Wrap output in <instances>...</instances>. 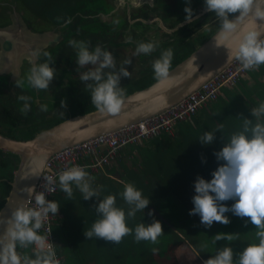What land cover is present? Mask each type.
<instances>
[{"label":"clouds","instance_id":"obj_1","mask_svg":"<svg viewBox=\"0 0 264 264\" xmlns=\"http://www.w3.org/2000/svg\"><path fill=\"white\" fill-rule=\"evenodd\" d=\"M204 5L206 11L214 13L219 21L215 44L228 50V61H238L241 70H254L264 65V24L257 22L264 20V0H204ZM185 12L186 20L191 21L192 8L185 7ZM237 13L233 17L232 14ZM249 17L251 26H241V22ZM68 43L76 49L75 61L79 67L93 66L79 75L80 81L90 89L91 104L102 114L121 112L126 91L120 81L122 77L131 76L125 67L132 63L131 59L124 60L117 68L111 50L99 44L92 47L86 40L70 39ZM157 47L154 41H141L135 52L150 55ZM44 56L48 59L33 63L25 77L16 80L17 87L23 88L26 82L37 90L49 88L56 69L51 66L53 60L50 54L45 52ZM173 57L174 51L169 47L162 49L159 57L152 62L157 81L168 79ZM18 100L24 102L21 112L26 115L31 109V97L20 95ZM40 110L47 111V105L41 104ZM251 112L254 119L243 118L241 129L233 132L224 146L214 153L217 160L223 163L213 170L211 179L198 176L194 181V206L189 210V215H199L200 223L205 227H211L214 222L229 223V217L225 215L228 212L247 217L249 219L245 220V224L256 226L257 242L247 244L238 253L230 245H225L216 249L204 264H264V100L252 107ZM217 130L220 129L204 131L199 141L204 145L213 144ZM44 179L43 191H37L35 187L25 189L31 197L29 201L16 207L6 220L0 219V224L7 225L0 235V264H60L53 243L47 235L40 233L49 214L56 215L60 208L56 200L46 198V193L55 191L49 185L57 184V180L59 189L69 198L73 196L74 187L84 200L97 198L98 203L94 204L96 219L84 231L87 238H102L119 244L126 235L134 234L137 242L155 244L164 234L162 224L157 219L151 223L143 220L134 229L129 226L128 221L134 219L138 211L144 212L151 202L133 182L124 183L119 193L127 205L125 209L117 205L115 194L101 197L100 191L93 187L95 178L84 166L72 165L60 171L56 179L52 176ZM229 200L234 203H224ZM213 238V243H216L221 239L229 241L233 237L218 233ZM29 246L32 247L31 255H22L17 251L18 247ZM201 247L206 248L207 244Z\"/></svg>","mask_w":264,"mask_h":264},{"label":"flooded vegetation","instance_id":"obj_2","mask_svg":"<svg viewBox=\"0 0 264 264\" xmlns=\"http://www.w3.org/2000/svg\"><path fill=\"white\" fill-rule=\"evenodd\" d=\"M22 1L30 6H38V10H35L40 16L48 18L51 28H31L27 23L28 15L19 10L21 6L14 5L11 7L12 12L7 9L6 21L0 23V26H6L13 21L11 17L22 16L27 33L21 39L26 42V48L29 49V42L35 46L33 51L26 50L20 58L18 55L12 60H3L10 54L14 44L13 40L6 38L0 41V68L6 67L0 70V132L18 139H28L26 133L41 127L42 122L70 116L73 113L69 111L73 107L79 110L92 105L90 89L80 81L79 75L93 66H78L75 61L76 49L68 43L70 39L86 40L92 47L99 44L111 50L117 68L124 60L131 59L132 63L125 65L131 76L122 77L120 81L121 86L127 89L128 85L139 80L144 68L152 65L164 46L172 45L179 37L176 35L177 30L208 13L204 0H194L193 3H190L191 0ZM185 7L192 8V17L199 16L178 26L186 21ZM218 23L215 15H210L208 20L193 22L190 40L197 43L201 34L214 30ZM141 41H154L158 47L150 55L136 54V46ZM37 43L40 44L38 47ZM45 52L50 54L53 60L51 66L56 69L49 88L37 90L26 82L23 88L17 87L16 80L24 78L33 63L48 59L44 56ZM8 90L13 92L8 93ZM20 95L31 97V109L26 115L21 112L24 102L18 100ZM41 104L47 105V111L40 110ZM12 154L15 153L0 148L2 157H12ZM13 178L10 179L7 170L0 167V202L4 193L1 184L9 182L11 185ZM18 252L27 254L21 249Z\"/></svg>","mask_w":264,"mask_h":264},{"label":"trees","instance_id":"obj_3","mask_svg":"<svg viewBox=\"0 0 264 264\" xmlns=\"http://www.w3.org/2000/svg\"><path fill=\"white\" fill-rule=\"evenodd\" d=\"M210 15H214V13L208 12L202 17L198 18L193 22H201L202 20H208ZM233 15V14H232ZM179 21V20H178ZM177 22V21H176ZM193 22L184 25L179 30L176 31L177 39L172 42L170 46H164V49L171 47L174 51V57L171 63V68L175 66L177 63L182 61L185 57L190 55L199 44L204 42L218 27H215L214 30L210 32H206L200 35L199 41L194 43L190 40L191 37V25ZM160 52L158 53V58ZM170 68V69H171ZM155 77L153 74L152 65L144 68L140 74L139 80L133 84L128 85L127 89H125L126 94L133 92L134 90L145 88L149 86L151 83L155 81ZM95 107L93 105L81 108L78 112L80 114L84 112H88L90 110H94ZM62 117V116H61ZM69 117L68 115L63 116V118H57L56 120H48V122H42L41 130L48 128L54 125L57 122H60L64 119ZM38 128L27 132V136L29 138L33 137L37 132ZM40 130V131H41ZM158 137V136H157ZM19 156L17 154H12V157H2L0 155V167L1 169L4 168L7 170L8 176L10 179L13 178L14 170L17 169L19 165ZM147 161V160H146ZM145 161V162H146ZM149 168L151 163L149 161ZM223 163L220 161V164ZM214 163L208 164L205 166L206 171L212 172L210 170H215L216 168ZM150 172H153V170ZM154 173V172H153ZM159 177L162 178L159 172H157ZM156 173V174H157ZM131 181L142 190V194L145 197L150 198V204L147 206L148 209L144 211V213L139 214V211L136 213L134 219L130 220V226L134 229L135 225L141 221H145L147 223H151L150 218L157 219L161 222L163 230L167 232L166 229L170 230L171 233L169 235L162 234L159 238L161 241L158 243H151L147 241H142L144 244V248L147 251V255H141L142 259L140 261H133L130 264H152L153 261H160L161 253L167 252L168 259L164 261L163 264H204V259H208L209 257L213 256L214 253L211 250V241L206 242L208 244L206 249L201 247V244L198 243L196 236L205 232V230L209 227H205L203 224L200 223V220H195L194 215H189V209L185 203L177 198L173 200V207H166V208H173L171 214H174L177 209H179V213L177 215L169 216V223L163 219V217L156 214L154 208H157L159 211L163 212V209H159L160 203L166 197L167 200H171L176 198L177 195L175 192L176 184H181L182 180H151V181H138L134 177L131 178ZM174 182V184H172ZM176 182V183H175ZM4 187V188H2ZM10 183L3 182L1 188L3 190V199L0 202V209L4 205L6 201V196L10 190ZM122 190L119 189L116 185H109L105 188L102 186L100 188L101 197L107 194H115L117 199V205L123 206L125 209L127 205L124 203L123 199L119 196V193ZM173 191V192H172ZM172 192V193H171ZM182 195L181 192H179ZM55 200L58 202L59 211L57 213V221L54 226V232L58 242L61 245L62 254L64 255L65 264H129L126 263L127 259H131L130 254L128 256H123L119 253V249H127V248H134L136 245H139V242L136 240L134 241V234L126 235L119 244L115 242L108 243L107 240L102 238H87L84 235V231L87 230L92 222L96 219V213L94 204L98 203L96 197H93L91 200H84L82 198V194L75 189L73 191V196L71 198L67 197L65 193H63L60 189L58 194L55 196ZM179 200V201H178ZM230 204L234 203V201L230 200ZM172 202V201H170ZM150 207V208H149ZM152 207H154L152 209ZM164 208V207H163ZM181 208V209H180ZM165 211V210H164ZM164 213V212H163ZM175 216V217H174ZM187 218L191 219V221H187ZM170 221L177 226V231L172 228ZM234 226L233 228H235ZM213 227L209 228L212 229ZM180 233L184 234V236L180 235ZM170 236V238H169ZM166 237V238H164ZM167 237L169 238V243H166ZM166 239V240H164ZM243 238H239L238 240H242ZM192 241L195 244L196 249L201 253H196V251L191 247L189 241ZM133 241V242H132ZM135 242V243H134ZM204 243V241H201ZM247 242V240H245ZM250 242V241H249ZM213 244V243H212ZM125 245H127L125 247ZM21 249L24 253L26 252L29 254L31 250V246L26 248H19L18 251ZM153 249H157V251H153ZM127 251V250H126ZM128 252V251H127ZM160 252V254H159ZM32 253L30 252L29 255ZM189 260H188V259Z\"/></svg>","mask_w":264,"mask_h":264},{"label":"water","instance_id":"obj_4","mask_svg":"<svg viewBox=\"0 0 264 264\" xmlns=\"http://www.w3.org/2000/svg\"><path fill=\"white\" fill-rule=\"evenodd\" d=\"M235 15L238 13L233 14V17ZM14 18L11 17L13 21L10 24L0 26V41L6 38L13 40L14 44L10 54H7L8 56L3 60H12L18 55L20 58L26 50L33 51L35 48V46H31L30 42L29 49L26 48V42L21 39L27 33L23 17ZM250 20L251 17L242 21L241 26L249 24ZM186 22L188 20L181 22L178 26ZM257 22L264 24V20ZM249 26L251 25L249 24ZM218 31L219 27L190 55L173 66L168 79L155 80L145 88L126 94L122 110L117 114H102L94 109L71 115L28 139L13 138L0 132V148L15 153L20 158L11 181V190L0 209V219L6 220L16 207L29 201L31 197L25 189L36 186L47 159L54 152L67 145L117 130L156 115L176 105L226 67L232 60L228 61V50L224 46L217 47L215 44L214 37ZM39 45L37 43V47ZM2 69H6V67H1L0 70L2 71ZM6 226V223L0 224V235L3 234Z\"/></svg>","mask_w":264,"mask_h":264},{"label":"crops","instance_id":"obj_5","mask_svg":"<svg viewBox=\"0 0 264 264\" xmlns=\"http://www.w3.org/2000/svg\"><path fill=\"white\" fill-rule=\"evenodd\" d=\"M261 100H264V65L250 70L237 84L224 87L216 101L199 109L191 120L177 123L172 132L125 148L110 166L90 173L95 178L93 187L100 191L102 186L116 185L123 190L124 183L132 182L133 177L139 182L182 180L181 184H176L178 192L175 193H185L183 189L194 187V181L201 174L211 179L213 170L208 172L205 166L220 164L214 153L233 132L241 129L243 118L254 119L251 109ZM218 128L213 144L204 145L199 141L204 131ZM146 160L151 163L150 168ZM58 246L62 254L59 242Z\"/></svg>","mask_w":264,"mask_h":264},{"label":"built area","instance_id":"obj_6","mask_svg":"<svg viewBox=\"0 0 264 264\" xmlns=\"http://www.w3.org/2000/svg\"><path fill=\"white\" fill-rule=\"evenodd\" d=\"M249 71L241 70L239 62L232 60L220 72L205 81L197 90L176 105L139 122L57 150L47 159L35 189L43 191L42 185L46 183L44 177L52 176L56 179L60 171L72 165L84 166L89 173L104 170L116 160L125 148L138 145L143 140L160 136L163 133H170L177 123L191 120L199 109L216 101L224 87L237 84ZM49 186L54 187L55 191L46 193V198L55 200V196L59 192L58 180L57 184ZM32 204L34 205V201ZM57 219V214H49L40 233L48 236L50 242L53 243L60 264H65L54 232Z\"/></svg>","mask_w":264,"mask_h":264},{"label":"rangeland","instance_id":"obj_7","mask_svg":"<svg viewBox=\"0 0 264 264\" xmlns=\"http://www.w3.org/2000/svg\"><path fill=\"white\" fill-rule=\"evenodd\" d=\"M191 2L193 3L194 0H191L190 3ZM13 5L14 6H21V9H19V10H21L22 12H25V14L28 15L27 16L28 21L27 20L26 21L31 28H33V29H40V27L41 28H49V29L51 28V24L49 22H47V21H49L48 18L40 16L39 12L35 10V9L38 10V6L27 5L22 0H0V23H4L6 21L5 14L8 15L7 9H11V12H12L11 7ZM196 5H198V3ZM48 6H49V4H48ZM200 6H202V5H200ZM9 92H13V90H8V93ZM69 112L73 113L71 115H76L78 113L75 114V112H78V109L73 107V109H71ZM60 118H63V116ZM41 129H42L41 127H38V131H40ZM216 138H219V135H217ZM201 176H203L205 178L204 174H201ZM191 183L192 182H189V184H191ZM1 186H2V184H1ZM2 188H4V187H2ZM183 190H185V193L183 191H181V192H183L182 193L183 196L177 194V195H175L177 197L174 199L167 200L166 197L163 199V201L160 203L161 207L159 209L160 210L163 209L162 211L164 213L159 211L157 208L152 207V209L154 208L156 214H159V216L163 217V219L167 222L169 221V216L171 217L172 215H177L179 213V209H177L176 212L174 211V214H171V213H173L172 212L173 208H166V207H173V204H172L173 200L177 201V198H178L179 200H181L183 203L186 204V206H184V207H188V209L190 210L194 206L192 203V197L195 195L194 187H191V189H188V190H186V189H183ZM170 201H172V202H170ZM230 202L231 201L229 200V201H225L224 203L230 204ZM147 209H148V207L144 211H146ZM142 213H144V212L139 211V214H142ZM225 215H227L229 217L230 222L227 224H223L220 222H214L211 226V227H213L212 229H209V228H211V227H209L205 230L204 234L201 233V234L196 236V239H197L199 244L202 245V244H205L206 242L213 240L214 239L213 236H215L218 233L231 234L233 238L229 241L224 240V239L218 240V241H216V243H213V241H211L210 247H211L212 252L215 254L216 249L222 248L225 245H230L233 248L234 252L238 253L239 251L243 250V248L246 247L247 244L257 242L256 236H255L256 226L251 224V223L245 224V220H247L249 218L238 217V216L233 215L231 212H228ZM194 216H195V220H198V221L200 220L199 215H194ZM152 220H153V218H150L151 222H152ZM187 221H191V219L187 218ZM128 224L130 226L129 221H128ZM170 224H171L172 228L177 231V226L175 224H173L171 221H170ZM234 226H236V227L233 228ZM166 230H167V232L164 231V235H169V233H171V231L168 229H166ZM180 235L184 236V234H182V233H180ZM164 238H166V237H164ZM169 238H170V236H169ZM169 238L167 237V240L164 239V240H166V243H169V241L171 240V239L169 240ZM239 238H243V239L238 240ZM245 240H247V242H245ZM134 241H135V239H134ZM158 241H161V239L158 238ZM201 241H204V243H202ZM147 242H149V241H147ZM189 243H190L191 247L196 251V253L201 254L196 249L195 244H193L191 240L189 241ZM143 244L144 243L142 241H139V245H136V247H134V248L119 249L118 251L123 256L124 255L128 256L130 254H134L132 252H135L134 255H131L132 256L131 259L128 258L126 261V263L130 264L133 261H140L142 259L141 255H144V256L147 255V251L144 248ZM126 246L127 245H125V247ZM159 254H160V252H159ZM168 255L169 254L167 252L161 253L160 254V256H161L160 261L159 260L153 261L152 264H163L164 261L169 258ZM204 261H205V259H204Z\"/></svg>","mask_w":264,"mask_h":264},{"label":"bare ground","instance_id":"obj_8","mask_svg":"<svg viewBox=\"0 0 264 264\" xmlns=\"http://www.w3.org/2000/svg\"><path fill=\"white\" fill-rule=\"evenodd\" d=\"M138 1V0H137Z\"/></svg>","mask_w":264,"mask_h":264}]
</instances>
